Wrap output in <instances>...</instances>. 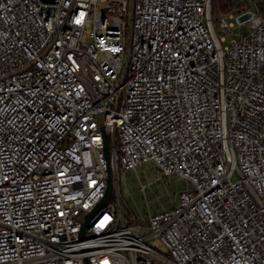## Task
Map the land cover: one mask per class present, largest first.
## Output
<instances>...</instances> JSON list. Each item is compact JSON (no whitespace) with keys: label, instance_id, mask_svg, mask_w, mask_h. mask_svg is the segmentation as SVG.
<instances>
[{"label":"built area","instance_id":"1","mask_svg":"<svg viewBox=\"0 0 264 264\" xmlns=\"http://www.w3.org/2000/svg\"><path fill=\"white\" fill-rule=\"evenodd\" d=\"M259 2L0 0V264H264ZM145 165L193 188L126 214Z\"/></svg>","mask_w":264,"mask_h":264},{"label":"rangeland","instance_id":"2","mask_svg":"<svg viewBox=\"0 0 264 264\" xmlns=\"http://www.w3.org/2000/svg\"><path fill=\"white\" fill-rule=\"evenodd\" d=\"M234 21L236 22V20ZM249 29V24H246L243 27H239L237 25L234 30L235 32H231L226 35L227 40L224 45H230L232 39L238 37V33L245 30L248 31ZM146 168H148L147 173L149 179L153 181L152 185L147 189L146 196L144 192L140 190V184L138 182L136 172L131 171L125 175L121 174L120 176L123 201L125 205L124 210L126 214H128L129 211H134L138 214L148 212L147 201L150 202L153 213L159 212L164 208H174L177 204H179L180 193L187 188H193L192 183L175 175L167 176L155 181L158 174L155 170H152L149 165L139 167L138 171L143 174L144 169ZM152 246L163 252L166 251L164 244L159 239L153 240Z\"/></svg>","mask_w":264,"mask_h":264},{"label":"trees","instance_id":"3","mask_svg":"<svg viewBox=\"0 0 264 264\" xmlns=\"http://www.w3.org/2000/svg\"><path fill=\"white\" fill-rule=\"evenodd\" d=\"M249 0H213V14L219 17L242 7ZM258 9L264 17V3H258ZM125 207V205H124Z\"/></svg>","mask_w":264,"mask_h":264},{"label":"water","instance_id":"4","mask_svg":"<svg viewBox=\"0 0 264 264\" xmlns=\"http://www.w3.org/2000/svg\"><path fill=\"white\" fill-rule=\"evenodd\" d=\"M109 141H110V136L108 133H105L104 134L105 154H106L107 161H108L107 190H106L105 197L101 200L98 206L94 209L95 211L98 210L105 203V201H107L111 197L113 190H114V178H113V173H112V170L109 164V161H110V142ZM93 213H91L87 217L90 218Z\"/></svg>","mask_w":264,"mask_h":264}]
</instances>
